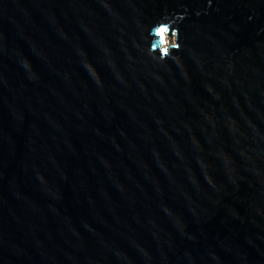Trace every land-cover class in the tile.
Masks as SVG:
<instances>
[{"label": "water", "instance_id": "1", "mask_svg": "<svg viewBox=\"0 0 264 264\" xmlns=\"http://www.w3.org/2000/svg\"><path fill=\"white\" fill-rule=\"evenodd\" d=\"M0 264H264V0H0Z\"/></svg>", "mask_w": 264, "mask_h": 264}]
</instances>
